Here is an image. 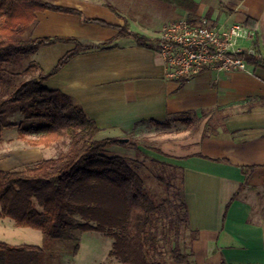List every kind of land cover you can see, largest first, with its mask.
<instances>
[{"label": "crops", "instance_id": "obj_1", "mask_svg": "<svg viewBox=\"0 0 264 264\" xmlns=\"http://www.w3.org/2000/svg\"><path fill=\"white\" fill-rule=\"evenodd\" d=\"M53 1L87 18L113 25L126 22L147 38L141 45L131 37H117L114 27L84 22L69 12L35 13L32 37H74L84 44L111 41L107 47L80 51L44 81L69 96L96 123L97 139L129 137L151 122L181 113L198 119L194 133L186 130L189 139L181 145L193 144L196 150H159L167 163L183 171L190 229L197 232L184 264H264V69H204L187 81H176L165 77L157 52L161 28L171 21L198 22L206 17L224 29L243 24L249 16L256 19V29L239 46L250 49L256 37L264 53V0ZM73 47L62 42L42 46L31 61L46 72ZM250 100L255 104L247 110ZM253 164L259 166L248 176L242 166ZM3 165L0 162V169ZM27 229L0 217V241L37 247L0 251V264H65L41 261L45 254L51 257L47 249L52 244L45 246L41 236Z\"/></svg>", "mask_w": 264, "mask_h": 264}, {"label": "trees", "instance_id": "obj_2", "mask_svg": "<svg viewBox=\"0 0 264 264\" xmlns=\"http://www.w3.org/2000/svg\"><path fill=\"white\" fill-rule=\"evenodd\" d=\"M44 10L77 14L84 22L114 27L117 37H131L141 45L147 42L144 35L132 31L126 22L113 25L98 18H87L79 10L63 7L53 0H0V143L3 129L17 125L7 121L15 111L41 121L19 128V138L30 145L48 146L67 139L66 149L53 157L11 170L0 169V217L10 218L17 227L39 230L46 240L74 239V230L100 232L112 239L107 264H158L156 258L162 255V244L167 246L172 261L186 263L190 252L180 247L179 224L185 219L189 243L197 232L188 225L185 203L180 202V216L176 221L168 218L166 212L173 203L168 198L157 202L149 193L137 166L132 164L133 161L140 166L141 162L105 152L110 146L125 143L117 138L97 139L99 128L82 108L60 90L44 85L48 77L80 51L107 47L111 41L84 44L74 37H32L35 13ZM256 25V19L249 16L242 24L252 31ZM58 42L73 43L74 47L49 71H43L32 61L23 66L22 59L38 48ZM251 48L252 53L246 49L236 56L247 66L264 69V53L256 37ZM245 104L248 110L255 101ZM171 122H180L191 129L198 125V119L188 113L151 123L169 127ZM149 142L146 137L128 138L127 145L135 150L142 146L159 152ZM155 161L164 165V162ZM257 166L242 168L249 176ZM168 167L170 178L174 179L178 173L181 179L180 167L171 164ZM156 179L159 184L165 182L160 174ZM30 248L37 247L10 246L0 241V251Z\"/></svg>", "mask_w": 264, "mask_h": 264}, {"label": "rangeland", "instance_id": "obj_3", "mask_svg": "<svg viewBox=\"0 0 264 264\" xmlns=\"http://www.w3.org/2000/svg\"><path fill=\"white\" fill-rule=\"evenodd\" d=\"M246 41L247 40H244V42ZM30 62L31 56L22 59L23 66L29 64ZM7 121L16 123L17 125L6 127L2 131L3 140L0 143V162H3V167L5 170L15 169L24 164H32L41 159L53 157L65 150L67 147V139L57 141L48 146H32L26 140L19 138L20 127L40 124V120L26 118L20 112L15 111L7 117ZM188 129L194 133L192 129L187 128L180 122H171L169 127H157L151 125L147 129H140L137 133L130 134L129 137L126 136L124 138H120V140H122L125 145H114L106 148L105 150V152L108 154L123 155L128 158H133L134 161L139 160L141 162L140 166L136 165L133 161L132 164L137 166L138 172L144 180L145 187L157 202H160L165 198L171 200L173 207H170V211L167 210L166 214L168 218L173 217L175 221L180 216V202H187L185 201L186 199L184 200L183 194L185 192L182 181L183 176L180 179L179 174L175 173L174 179L170 178L171 171L168 167L169 163H167V157H163V155H165L164 153L161 152L160 154L157 151L158 153L149 152L148 154H145L144 152H141L140 149L135 150L133 147L128 146L127 142L124 140L128 138L140 139L146 137L149 139L150 145L155 146L160 151L165 153H169V151L172 149V151H175V153H189L190 151L196 150L197 146L191 144L190 146H184L185 148H182L183 146L181 145L184 143L186 144V140L189 139V135L186 133L188 132L186 131ZM100 137H103V135ZM175 138H179L180 140L174 141ZM182 138H184V140ZM182 142L184 143L182 144ZM138 147L144 148L142 146ZM154 159L164 162V165L162 166ZM159 174L164 177L165 182L162 184H159L156 179L157 175ZM168 187H171L172 189L168 191L166 189ZM186 217L188 225L190 226L188 213ZM185 224L186 221L184 219V221L179 224L178 228L179 232L181 233L180 247L183 251L189 247V231H185ZM175 228H177V226ZM27 230L35 232V234L41 236L40 238H43V241H45V246H47L49 243L52 244V248L47 249L51 257L47 259V255L45 254L40 259L41 261H62L65 262V264H107L110 262L108 252L112 245V239L104 236L100 232H78L74 230L72 231L75 237L74 239L46 240L39 230ZM172 233H175L174 229L172 230ZM160 250L162 255L156 258V262H158V264H177L171 260L166 245L162 244Z\"/></svg>", "mask_w": 264, "mask_h": 264}, {"label": "built area", "instance_id": "obj_4", "mask_svg": "<svg viewBox=\"0 0 264 264\" xmlns=\"http://www.w3.org/2000/svg\"><path fill=\"white\" fill-rule=\"evenodd\" d=\"M252 37L251 30L239 23L221 29L206 17L198 22L179 19L162 26L157 52L167 79L187 81L204 69H247L236 53L242 51L239 41Z\"/></svg>", "mask_w": 264, "mask_h": 264}, {"label": "water", "instance_id": "obj_5", "mask_svg": "<svg viewBox=\"0 0 264 264\" xmlns=\"http://www.w3.org/2000/svg\"><path fill=\"white\" fill-rule=\"evenodd\" d=\"M124 141H125V142H127V141H128V139H125Z\"/></svg>", "mask_w": 264, "mask_h": 264}]
</instances>
